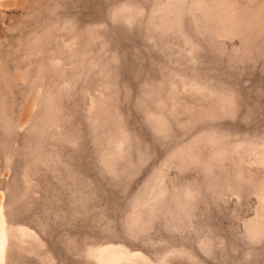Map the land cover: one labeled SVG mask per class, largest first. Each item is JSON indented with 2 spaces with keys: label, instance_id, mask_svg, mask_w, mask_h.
Returning a JSON list of instances; mask_svg holds the SVG:
<instances>
[{
  "label": "rangeland",
  "instance_id": "rangeland-1",
  "mask_svg": "<svg viewBox=\"0 0 264 264\" xmlns=\"http://www.w3.org/2000/svg\"><path fill=\"white\" fill-rule=\"evenodd\" d=\"M0 264H264V0H0Z\"/></svg>",
  "mask_w": 264,
  "mask_h": 264
}]
</instances>
